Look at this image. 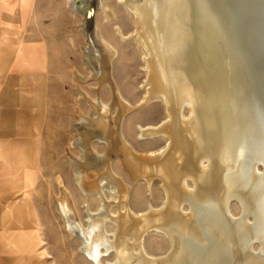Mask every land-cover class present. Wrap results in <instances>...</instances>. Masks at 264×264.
<instances>
[{
  "label": "bare ground",
  "instance_id": "6f19581e",
  "mask_svg": "<svg viewBox=\"0 0 264 264\" xmlns=\"http://www.w3.org/2000/svg\"><path fill=\"white\" fill-rule=\"evenodd\" d=\"M120 2L134 14V34L140 38L147 51L150 84L147 98L152 95L163 96L170 111V118L160 126L142 128L146 136L169 137L158 156L151 158V154V164L149 162L147 165L149 167L150 164L153 171L157 165L161 166L160 173L165 177L163 186L167 187L168 201L163 209L152 210L151 207L150 212L135 213L128 202L130 189L113 173L111 159L115 153L121 154L126 165L138 169L143 168V163L148 160L140 161L124 149L121 120L129 106L112 80L111 66L116 54L93 25L95 9L101 8L108 20L113 14L101 4V0H75L72 8L85 15L81 29L91 37V46L85 54L88 67L100 83H109L114 99L112 103L106 104L100 96L91 99L83 94L90 105V112L81 115L77 121L78 138L73 142L82 155L70 159L76 184L87 199L86 202L96 196L101 205L97 213L88 210L87 219L82 222L73 208L72 199L65 191L60 207L67 228L81 240V251L94 264H264V249L261 252L251 250L254 240L264 239V180L261 178L264 176L261 173V177H258L259 173L255 176L256 165L253 167L252 164L255 159L264 158V150H261L258 141L262 133L258 131L262 129L257 127V130L255 127L256 118L260 117L261 112L264 114V111H258L261 109L259 106L256 110L259 112L258 117H255L257 112L254 114L255 109H252V98L257 97L251 89L254 86V81L250 80L253 76L247 75V70L251 69L247 67L248 62L245 66L246 54L245 58L243 55L238 57L241 52L237 48L236 54L234 46L224 38L218 15L211 12L206 0ZM258 2L255 4L260 6L262 3ZM242 5L240 8H243ZM221 8L224 9L225 5ZM250 10L252 14L253 10ZM233 12L238 11L235 9ZM256 15L254 17L257 18ZM245 23L242 21L240 25ZM117 28L121 32L120 27ZM245 29L248 30L245 27L242 30ZM257 100L255 103H259ZM185 106L191 109L190 118L182 115ZM94 142L107 146L108 152L99 153L94 150ZM251 146H254L253 151H250ZM159 157L163 159L156 161ZM205 159L209 161L208 165L204 164ZM186 177L197 182L195 192L185 193ZM256 185L263 188L262 192H255ZM105 189L113 197L112 201H109ZM236 195L246 201L250 211H258L255 224L247 225L248 217L245 219L247 221L236 220L229 214L227 204ZM186 197L193 209L183 215L181 206ZM114 203L119 205L118 214H114L111 209ZM71 213H75V220L71 219ZM251 214L254 216L255 213ZM109 223L115 227L113 234L107 230ZM149 230L159 231L168 237L173 246L168 255H149L143 244ZM112 254L116 257L115 261L105 262L104 258Z\"/></svg>",
  "mask_w": 264,
  "mask_h": 264
},
{
  "label": "rangeland",
  "instance_id": "374dc122",
  "mask_svg": "<svg viewBox=\"0 0 264 264\" xmlns=\"http://www.w3.org/2000/svg\"><path fill=\"white\" fill-rule=\"evenodd\" d=\"M61 1L64 3L63 12H59L60 9L59 11L56 10V6H49L48 10V39L52 42L50 45L52 52L50 53L51 63L48 69L49 84L47 89V107L41 131L37 135L38 147L34 149L35 151L33 150V153H36L34 159L36 160L37 165L33 164L30 168H13L10 169L9 173V176L14 178V181H12L14 184H12L11 188H13L16 193L22 192L23 206L26 209L29 208V202L27 200L31 194L30 203L32 204L33 212L31 211L26 215H23L22 213L19 215L17 213L14 217L18 222H24L25 225L28 216L31 217L33 226L38 222L34 228H32L30 237L37 241H40L42 238V241L40 245L35 247H31V245H26V247L31 248L32 252L34 251L37 254L41 253L46 256L48 264H94L91 259L81 251V240L76 235H73L67 228L66 220L64 219L60 206L63 194L66 191L69 198L72 199L71 201H73V208L78 218L82 222L87 219L88 210L93 213L99 211L101 205L100 199L95 196L87 203V199L78 188L70 158H76L82 155L79 147L75 146L73 142L78 138L76 129L77 121L80 120L81 115H88L90 112V105L86 98L83 97V94L91 99L100 96L99 98H101L106 104L112 103L114 98L109 83L107 81L100 83L99 79L92 76L91 70L88 67V58L85 54L89 45L91 46V37L88 32L85 34L81 29V24L83 23L85 15L79 11L76 12L72 8V4L75 0H59V2ZM206 1H208L207 3L211 12L216 16L218 15L220 29L223 32L224 38L229 44L234 46L236 54L241 52L238 57L240 58V55H243L245 58L244 55L246 54L247 58L245 59L247 61H245L244 58L243 61H245V66L248 64L247 67L249 66L248 68L251 69L250 71L247 70V75L249 76L250 74V76H253L250 79L251 81H254L252 83L254 86H251V89L254 91L255 98L257 97L256 99L252 98L253 95L251 93L250 97L253 99L251 103L253 105L252 109H255L253 110V112L255 111L254 114L257 112L256 110L259 106L261 109H258V111H264L262 110L264 109L262 108V102L264 103V6H262L264 5V0H245L246 2L243 0L244 3L241 0H234L235 2L230 0ZM227 1L229 3H227ZM258 1L262 3L260 6L255 4H259ZM231 2L236 3L234 4V7L233 3L231 5ZM101 4L111 11L113 14L111 18L112 20H108L106 13L101 8L95 9L96 20L94 19L93 25L95 24V27L101 33L102 37L108 42L109 47H112L111 50L116 54L111 66L112 80L117 91H119L118 93L129 106V111L126 110V112H124L125 114L123 113V118L121 120L122 137L125 142L124 149L126 148L125 150L129 151L128 153L137 157L140 161L145 162L148 160L146 163H143V168L138 169L137 167H132L128 164L126 165L121 154L115 153L117 155L113 154L114 156L112 155L113 157L111 159L112 170L114 171L113 173L115 176L119 178L121 182L123 181L125 186H128L127 189H130L128 202L130 208L135 213L141 214L150 212L152 208V210L163 209L168 201V194L166 192L167 187L165 188L166 185L163 186V184H165V177H162L163 175L160 173V165H157L154 171L151 169L150 161H152L151 158L155 157L154 155H159L160 151L169 141V137L146 136L144 135L142 128L148 126H160L170 118V111L163 96L160 97V95H156V97L155 95H152L149 97L150 99L147 98L148 89L150 87V84L148 85L149 70L146 61L147 51L140 38L134 34L136 29V19L134 14L127 6L121 3L120 0H101ZM240 4H245L244 6L247 11H244L243 5V8H240ZM250 4H252L253 8L250 7ZM224 5V9L228 12L227 14L226 11L221 8ZM58 7L60 8V6ZM247 7L253 10L252 14L250 12L251 10ZM237 8L242 12H239ZM235 9L238 12H233ZM223 10L225 12H223ZM254 10L255 14L261 18L259 24L254 25L256 27H254L255 31L252 30V25L256 24V22L253 23V19H251L252 16H255ZM245 12H247V15ZM224 13L228 17H225L226 15ZM241 13L243 15L245 14L246 17L243 18L245 15L243 16ZM231 15H234L235 18ZM241 16L243 17L241 18ZM244 19L246 20L244 21ZM231 20H233L232 23L235 25L230 22ZM238 20L241 21L237 23ZM53 21H56L59 24L61 23L60 27L50 28ZM242 21L243 23H248V25L246 23L240 25ZM249 24H252L250 28L243 31L242 29H244V27L247 28ZM241 26H243L242 29L240 28ZM117 27H120L121 32ZM231 32L232 34H230ZM249 32L250 39H248ZM253 32H256V35H254ZM246 33L247 35H245ZM237 48L239 51L236 50ZM245 50H247V52ZM249 58H251V60ZM253 69L255 70L253 71ZM87 77L90 78L87 79ZM252 78H255L257 81ZM256 100L259 103H255ZM115 113H117V111H115ZM258 113L259 112L255 114V117H258ZM262 114L263 112L259 114L260 117L256 118L255 124L257 125L255 127L256 129L257 127L262 129L257 130H259L258 133L262 131L264 136V126H261L262 122H264V114L261 116ZM182 115L186 118L191 117L192 112L189 106L184 107ZM259 121L261 122V125ZM259 126H261V128ZM262 133L259 135L263 138ZM260 136H258V141L259 144L261 143V150H264V138L261 139ZM92 146L93 149L99 153L108 152L107 146L99 142H94ZM253 148L254 146H251L250 151H253ZM134 151L137 155H135L136 153ZM151 154L152 157L150 158ZM160 159L162 160L163 157L157 158L156 161H160ZM204 161L205 165L209 164L208 160L205 159ZM149 162L150 164L148 167L147 165ZM252 164L253 167L254 165H256L257 168L259 167L258 169H256V166L254 167L255 176H264V158L255 159ZM256 170L258 171L256 172ZM148 172H150V174H148ZM156 172L158 175H156ZM257 173L259 174L256 175ZM12 174H14V177ZM148 176L152 178V180L149 179ZM158 176L161 177V179ZM261 178L264 180V177ZM162 179L164 182H162ZM0 182L3 183L2 181ZM184 182L187 187L186 188L183 184L186 194L197 190L198 184L193 178L186 177ZM112 185H110V187ZM254 189L256 190V193L259 191L262 192L263 190V188L261 189L258 185H256ZM105 191L108 195L109 192L106 189ZM108 196L109 201H112L113 197L111 195ZM18 199H20V197L16 198V200ZM187 199L188 198L186 197L184 201H187ZM184 201V204L181 206V212H184H182L183 215L185 213H190L193 209L192 203L189 200L187 202ZM9 207L12 210V204ZM227 208L229 209V214L233 218H236V220H245L248 217V221L245 220L247 221V225L255 224L257 222L258 215L256 213L258 211L255 212L256 209L250 211V206L238 195L230 199ZM111 209L114 214H118L120 210L117 203H114ZM251 213H255L254 216ZM71 216V219L75 220V213H71L70 217ZM39 223L41 224L42 230ZM107 227L110 234L115 232V227L110 223ZM19 232L25 234L27 233V230L15 229L13 236L19 237ZM27 236V234L24 235L25 238H28ZM256 240L253 241L251 250H253V252H261V250L264 249V239ZM143 244L149 255L155 257H164L168 255L171 252V247H173L168 237L155 230H149V232L146 233ZM115 259V255L112 254L105 257L104 261L111 262L115 261Z\"/></svg>",
  "mask_w": 264,
  "mask_h": 264
},
{
  "label": "crops",
  "instance_id": "0c3cea01",
  "mask_svg": "<svg viewBox=\"0 0 264 264\" xmlns=\"http://www.w3.org/2000/svg\"><path fill=\"white\" fill-rule=\"evenodd\" d=\"M49 6L64 10L59 0H0V264H48L46 256L26 247L40 245L42 238L30 237L38 223L33 226L31 217L26 225L15 219L17 213L33 212L31 194L26 209L22 192L11 188L14 178L9 173L13 168L37 165L33 150L38 147L37 135L47 107L52 52ZM52 23L50 28L61 25ZM15 229L27 230L28 238L20 232L19 237L13 236Z\"/></svg>",
  "mask_w": 264,
  "mask_h": 264
},
{
  "label": "water",
  "instance_id": "95a60500",
  "mask_svg": "<svg viewBox=\"0 0 264 264\" xmlns=\"http://www.w3.org/2000/svg\"><path fill=\"white\" fill-rule=\"evenodd\" d=\"M80 1H82V0H78V2H80ZM91 10H92V8L90 9V11H91ZM247 19H248V18H247ZM251 19H253L252 21L256 22V24H254V25H258V24H259V21H261V18H260L259 16L257 17V20H258V21H257L256 18L253 17V16H252ZM248 20H249V19H248ZM250 21H251V20H250ZM254 22H253V23H254ZM254 27H255V26H252V30H254ZM249 28H250V26H249ZM247 29H248V26H247ZM249 30H250V29H249ZM253 33H254V32H253ZM254 35H256V32L254 33ZM249 39H250V32H249Z\"/></svg>",
  "mask_w": 264,
  "mask_h": 264
}]
</instances>
